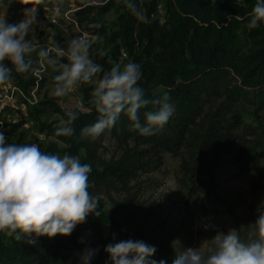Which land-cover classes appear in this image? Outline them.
Returning a JSON list of instances; mask_svg holds the SVG:
<instances>
[{
	"label": "trees",
	"instance_id": "trees-1",
	"mask_svg": "<svg viewBox=\"0 0 264 264\" xmlns=\"http://www.w3.org/2000/svg\"><path fill=\"white\" fill-rule=\"evenodd\" d=\"M7 1L0 0V5ZM135 2L149 17V23L139 22L124 0H110L100 9L99 15H117L111 34L93 17L94 9L86 6V0L78 3L83 9L77 12L76 20L83 33L93 31L104 39L90 49L95 63L104 70L111 67L109 59L122 66L138 63L142 72L138 86L144 90L145 98L151 100L167 92L174 113L164 128L155 135L142 136L132 130L133 122L122 113L115 126L98 138H81V129L99 117L92 103V84L81 87L84 111H71L77 114L71 137L56 136L57 126L41 121L48 114L68 119L69 113L54 100L41 102L27 119L38 133L64 146L61 153L77 156L81 163L92 166L89 188L123 183L140 173L158 171L166 155L179 159L180 183L186 190V203L193 207L217 198L216 170L226 157H233L243 174L264 164V25L248 28L256 0H150L148 5ZM34 3L31 0L29 5ZM161 5L165 10L163 21L156 18ZM99 49L107 55L100 56ZM123 55L126 60H122ZM11 78L22 86L17 74L13 72ZM25 87H21L24 92ZM159 89L162 92L157 93ZM150 110L155 107L148 105L139 110L142 123L144 113ZM26 122L12 125L13 132ZM108 136L121 146H132L128 159L114 164L100 159L99 150ZM46 153L59 155L57 149ZM97 211L99 216L89 214L71 235L30 237L35 244L27 243L26 237L17 241L0 233V264H84L82 257L88 250H94L88 264H112L105 247L128 240L154 246L156 252L150 259L172 264L178 253L177 236L164 225L153 227L128 215L119 217L105 212L100 203Z\"/></svg>",
	"mask_w": 264,
	"mask_h": 264
},
{
	"label": "clouds",
	"instance_id": "clouds-1",
	"mask_svg": "<svg viewBox=\"0 0 264 264\" xmlns=\"http://www.w3.org/2000/svg\"><path fill=\"white\" fill-rule=\"evenodd\" d=\"M17 2L27 6L31 0ZM43 3L44 0H35V4ZM124 3L139 22H150L135 0ZM37 14L36 6L25 7L24 19L14 24L0 16V85L11 79L13 71L18 74L31 71L34 75L39 71L31 58L36 48L30 39L26 40L37 23ZM260 25H264V0H256L248 28ZM95 43H102V38L89 40L76 36L67 42L66 48L56 42L51 48L39 49L40 62L58 73L50 96L64 97L81 84H94L92 103L99 117L94 124L81 129V138H98L115 126L122 113L133 122V131L138 130L142 136L155 135L174 113L167 92L151 100L145 98L144 90L138 86L141 66L135 62L122 66L109 59L111 67L104 70L90 58ZM99 55L106 56L107 52L99 49ZM64 59L67 62H62ZM101 73L102 78L94 79ZM148 105H153L155 110L146 111L142 123L138 113ZM76 119L75 112L69 113L67 120L60 118L55 135L71 137L75 131L71 125ZM91 170L92 166L81 163L77 156L61 158L47 154L36 144H6V137L0 131V233L17 241L26 237L27 243L35 244L36 240L30 237L69 236L77 225L86 222L89 214L99 216V197L88 191ZM253 226L246 239L234 228L227 234L217 230L199 248L179 251L172 264H264V208L259 209ZM204 227L207 230L211 225ZM105 251L112 264H166L164 260L150 259L156 248L143 241H120L107 245ZM93 255L94 250L86 251L82 257L84 264Z\"/></svg>",
	"mask_w": 264,
	"mask_h": 264
},
{
	"label": "rangeland",
	"instance_id": "rangeland-1",
	"mask_svg": "<svg viewBox=\"0 0 264 264\" xmlns=\"http://www.w3.org/2000/svg\"><path fill=\"white\" fill-rule=\"evenodd\" d=\"M79 1L63 0L62 3H57V0H44L43 4L25 6L17 0H12L11 3L8 0L6 4L0 5V16H5L9 24L19 23L24 19L25 7L38 8L37 23L26 40L30 39L36 48L31 58L34 60L33 66L39 71L35 75L31 71L24 74L13 71L23 82L21 85H26L25 92L12 78L0 85V131L6 137V144H36L45 153L57 149L61 158L67 155L65 152L61 153L64 146L53 137L38 133L27 118L29 112L38 108L45 100H54L65 113L75 109L84 111L82 84L64 97L50 96L55 83L54 76L58 73L53 72L46 63H41L38 57L40 48H51L56 42L66 48L67 42L73 37L82 36L89 40L99 37L93 31L83 33L79 28L76 14L83 9L79 7ZM109 1L86 0V6L94 9L93 17L106 28L107 34L115 31L117 15L114 12L99 14L100 9ZM140 2L148 5L150 0ZM164 17L165 10L161 5L156 18L163 21ZM102 41L104 42L103 38ZM94 56L92 54L90 58L93 59ZM126 59L123 55L122 60ZM62 62L67 61L64 59ZM160 92L161 89L157 91ZM60 118L59 115L48 114L42 116L41 121L56 127ZM246 120L250 121L248 117ZM21 121L27 122L13 132L12 125ZM130 149L132 146H121L108 136L102 142L98 156L106 164L121 163L128 159L127 152ZM180 179V160L166 155L164 165L158 171L140 173L130 181L89 188L88 191L99 197L98 203L104 205L105 212L119 217L128 215L146 221L153 227L164 225L176 234L175 245L178 252L187 248H199L205 240L212 239L217 230L227 234L230 228H234L244 239L254 230L253 224L258 218L259 209L264 208V164L252 173L243 174L233 157H226L216 170L217 198L205 200L193 207L186 203L187 194ZM206 224L211 225L207 230L204 227Z\"/></svg>",
	"mask_w": 264,
	"mask_h": 264
},
{
	"label": "built area",
	"instance_id": "built-area-1",
	"mask_svg": "<svg viewBox=\"0 0 264 264\" xmlns=\"http://www.w3.org/2000/svg\"><path fill=\"white\" fill-rule=\"evenodd\" d=\"M55 23V21H53Z\"/></svg>",
	"mask_w": 264,
	"mask_h": 264
}]
</instances>
